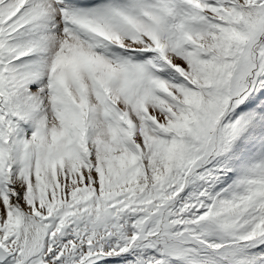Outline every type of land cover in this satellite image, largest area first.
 I'll return each mask as SVG.
<instances>
[{
    "label": "snow or ice",
    "instance_id": "obj_1",
    "mask_svg": "<svg viewBox=\"0 0 264 264\" xmlns=\"http://www.w3.org/2000/svg\"><path fill=\"white\" fill-rule=\"evenodd\" d=\"M0 264H264V0H0Z\"/></svg>",
    "mask_w": 264,
    "mask_h": 264
}]
</instances>
